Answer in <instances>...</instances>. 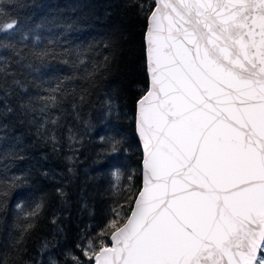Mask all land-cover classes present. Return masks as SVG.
Instances as JSON below:
<instances>
[{
  "label": "snow or ice",
  "instance_id": "obj_1",
  "mask_svg": "<svg viewBox=\"0 0 264 264\" xmlns=\"http://www.w3.org/2000/svg\"><path fill=\"white\" fill-rule=\"evenodd\" d=\"M153 3L142 186L81 251L89 264H264V0ZM4 15L0 32L16 24Z\"/></svg>",
  "mask_w": 264,
  "mask_h": 264
},
{
  "label": "trees",
  "instance_id": "obj_2",
  "mask_svg": "<svg viewBox=\"0 0 264 264\" xmlns=\"http://www.w3.org/2000/svg\"><path fill=\"white\" fill-rule=\"evenodd\" d=\"M153 7L0 0L2 22L16 21L0 32V264H89L81 248L113 208L128 211L141 187L135 112Z\"/></svg>",
  "mask_w": 264,
  "mask_h": 264
},
{
  "label": "water",
  "instance_id": "obj_3",
  "mask_svg": "<svg viewBox=\"0 0 264 264\" xmlns=\"http://www.w3.org/2000/svg\"><path fill=\"white\" fill-rule=\"evenodd\" d=\"M154 7H155V5H154ZM146 28H147V25H146ZM146 72H147V70H146ZM147 76H148V73H147ZM135 133H136V137H137V139H138L139 145H140V147H141V151H142V159H143L142 141H141L140 137H139L138 134H137L136 112H135ZM141 168H142V160H141ZM141 186H142V176H141Z\"/></svg>",
  "mask_w": 264,
  "mask_h": 264
}]
</instances>
